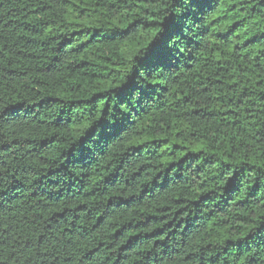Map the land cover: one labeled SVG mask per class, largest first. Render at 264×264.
Here are the masks:
<instances>
[{"label": "trees", "instance_id": "trees-1", "mask_svg": "<svg viewBox=\"0 0 264 264\" xmlns=\"http://www.w3.org/2000/svg\"><path fill=\"white\" fill-rule=\"evenodd\" d=\"M0 264H264V0H0Z\"/></svg>", "mask_w": 264, "mask_h": 264}]
</instances>
